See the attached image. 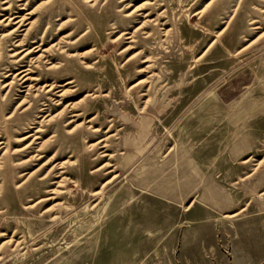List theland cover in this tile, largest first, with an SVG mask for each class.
<instances>
[{
    "label": "rangeland",
    "instance_id": "1",
    "mask_svg": "<svg viewBox=\"0 0 264 264\" xmlns=\"http://www.w3.org/2000/svg\"><path fill=\"white\" fill-rule=\"evenodd\" d=\"M144 1L0 0V264H264V0Z\"/></svg>",
    "mask_w": 264,
    "mask_h": 264
},
{
    "label": "bare ground",
    "instance_id": "2",
    "mask_svg": "<svg viewBox=\"0 0 264 264\" xmlns=\"http://www.w3.org/2000/svg\"><path fill=\"white\" fill-rule=\"evenodd\" d=\"M87 3H89L90 4V6H95L96 4H97V0H85ZM210 2L211 1H209L206 5H204L202 8H200L198 11H197V13L198 14H200L201 15V13H204V11H205V9L207 8V6L210 4ZM3 4H5V3H8V0H3V2H2ZM40 4V3H39ZM39 4L37 3V5L35 6V7H33L31 10H29L26 14H30V15H32V14H34L35 13V10H36V7H38L39 6ZM152 4H154V2H152L151 0H146V1H144V3L143 4H140V5H138V6H136L134 9H132L131 11H129V12H127L126 14H125V16H129V15H131V14H134L135 12H138V11H140V10H142V9H144V7L146 6V5H152ZM10 5V4H9ZM9 5H7V6H5L3 9H7L8 7H9ZM143 5H145V6H143ZM126 7H128V6H126ZM19 9H24V7L23 6H21ZM147 16H149V14L148 13H145V14H143V17L145 18V17H147ZM31 17V16H30ZM30 17H26L25 15H17V14H9L8 16H5V17H3L1 20H0V22H2V21H5V23H4V25H10V26H12V25H17V27H14L13 29H11L10 31H9V33L8 34H14L15 33V31H18V29H19V27H21L23 24H24V22L25 21H27V19H29ZM229 18H231V15H230V17ZM149 20H146V19H144L140 24H139V28H143V27H145L146 25H147V22H148ZM150 21H154L155 23H157L158 21H159V17H158V14L156 15V17L153 19V20H150ZM228 22V20H226V22H225V24L221 27V28H219L218 30H216V31H214V34H213V36L215 37V38H217L218 36H219V34H221L222 32H223V30L226 28V23ZM254 22H255V20H251L250 21V24H254ZM24 25H28L27 26V28L26 29H24V31H25V34L28 36L29 34H30V32L32 31V29L34 28V20H32V21H29V22H26ZM249 26H251V25H249ZM256 27H258V26H255V28ZM168 30H170V28H168L167 30H164V35H166L167 33H168ZM8 34H6V35H8ZM264 35V32H262V33H260L256 38H254L253 40H251V41H249V43H247V44H245V45H243L242 46V48L239 50V51H241V50H243L244 48H246V47H248L249 45H251L252 43H254V42H256L261 36H263ZM215 41V39H213L210 43H209V46H211L212 44H213V42ZM21 43V44H20ZM19 45H25L24 44V39H23V41H19V43H18ZM57 44L56 43H53V44H50L48 47H46L45 49H43L42 50V52H48V51H50L51 50V48H53L54 46H56ZM33 48H36V46H34ZM25 49L26 50V52H25V55H23V56H21V57H24V58H26L27 57V55H30L32 52H33V50L34 49ZM125 49H126V47H125ZM21 51L22 50H19L18 52H16L17 53V55H18V53H21ZM24 51V50H23ZM36 51H38V50H36ZM42 52H40L35 58V61H38V60H40V58H45L46 56H44L43 55V53ZM64 52H66V55L67 56H72V55H70L67 51H64ZM81 53H83V52H81ZM83 55H80V57H82ZM129 60V59H128ZM48 60H46V62H47ZM47 64H49V66H48V68L47 69H52V68H56V67H58L56 64H51V62H47ZM88 65V64H87ZM26 70H30V68H26V69H21V70H19L18 72H17V74H21L22 73V77H25L26 76V74H28L29 72L28 71H26ZM25 79H28L27 77L25 78ZM67 83H71V81H68V82H65L64 84H62V85H66ZM57 83H49V84H45L44 86H47L48 87V89H47V91L46 92H49V91H51L55 86L57 87V86H60V85H56ZM62 94V93H61ZM246 97L247 96H245V97H243L245 100H246ZM56 103L58 104L59 102H58V100L56 101ZM261 103H260V101H259V99H256V98H251V99H247V101H246V105H245V107H244V111H246V110H251L254 114L255 113H257L258 112V110H256L258 107H259V105H260ZM29 106H27V107H24L23 109H22V112L24 113V114H26L27 112H29ZM78 114L77 113H74V114H72L71 116H77ZM12 116V114H10V115H8L7 116V118H9V117H11ZM53 118H48L47 119V121H51ZM248 119V118H247ZM29 128H32V126L31 125H29ZM37 131V130H36ZM62 164V163H61ZM60 164V165H61ZM259 164H261V160L260 161H258L257 163H256V166H259ZM61 167V166H60ZM31 173V172H30ZM63 180V177H61L60 178V180L59 181H62ZM58 181V182H59ZM237 213H232V214H227L228 215V217H233L234 215H236Z\"/></svg>",
    "mask_w": 264,
    "mask_h": 264
}]
</instances>
